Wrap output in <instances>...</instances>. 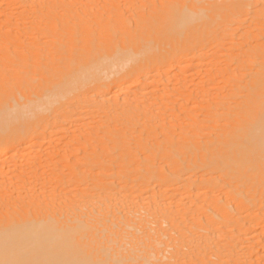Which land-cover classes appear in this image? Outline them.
I'll return each mask as SVG.
<instances>
[{"label": "bare ground", "instance_id": "obj_1", "mask_svg": "<svg viewBox=\"0 0 264 264\" xmlns=\"http://www.w3.org/2000/svg\"><path fill=\"white\" fill-rule=\"evenodd\" d=\"M121 2L0 0V264H178L177 94L208 103L215 60L207 38L177 45V3L154 1L153 29ZM17 65L27 84L2 92ZM177 68L209 80L184 94L196 79ZM257 69L208 106L257 113L264 151ZM29 139L38 156L20 165Z\"/></svg>", "mask_w": 264, "mask_h": 264}, {"label": "rangeland", "instance_id": "obj_2", "mask_svg": "<svg viewBox=\"0 0 264 264\" xmlns=\"http://www.w3.org/2000/svg\"><path fill=\"white\" fill-rule=\"evenodd\" d=\"M103 1L115 3V0ZM154 1L122 0L121 3L124 8L131 7L138 12L129 16L135 25H143L148 18L154 29L163 23L156 13H148ZM156 1L161 6L177 3V17L188 18L177 36V45L207 38L209 56L215 60L216 76L207 86L213 93L208 103L196 96L188 103L184 95L177 94L179 102L184 104V108L177 111L178 173L181 176L177 183V262L264 264V151L256 143L259 129L256 130L255 120H250L257 113L237 108L224 112L210 110L208 106L238 98L230 93L234 92L237 82L264 63V0L258 3L249 0ZM112 16L115 22L117 17ZM199 61L195 59L194 63ZM18 69L17 65L5 72L7 79L3 81L7 82V87L2 92H9L11 87L17 90L25 87L24 72L28 69L15 75ZM225 70L230 79L223 78ZM205 71L206 68H188L182 72L177 68L178 75L188 74L196 79L183 85L184 94L209 80ZM63 137L59 136V140ZM31 140L16 149L24 155H20V165L38 156ZM50 145L48 141L46 148Z\"/></svg>", "mask_w": 264, "mask_h": 264}]
</instances>
